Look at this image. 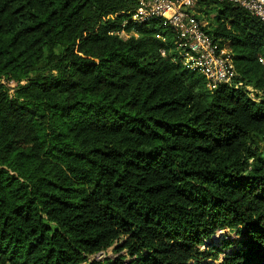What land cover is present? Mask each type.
<instances>
[{"label": "trees", "instance_id": "trees-1", "mask_svg": "<svg viewBox=\"0 0 264 264\" xmlns=\"http://www.w3.org/2000/svg\"><path fill=\"white\" fill-rule=\"evenodd\" d=\"M197 5L231 83L135 0H0V264H264V24Z\"/></svg>", "mask_w": 264, "mask_h": 264}, {"label": "built area", "instance_id": "built-area-1", "mask_svg": "<svg viewBox=\"0 0 264 264\" xmlns=\"http://www.w3.org/2000/svg\"><path fill=\"white\" fill-rule=\"evenodd\" d=\"M198 0H135L136 7L130 19L144 22L160 18L177 36V47L185 52V65L197 70L206 79L209 88L231 83L235 68L231 50L226 43L214 40L203 27L204 20L196 18L193 10ZM234 3L258 17L264 24V0H215ZM164 54V51H160ZM259 61L264 64V59ZM239 85V84H238Z\"/></svg>", "mask_w": 264, "mask_h": 264}, {"label": "rangeland", "instance_id": "rangeland-1", "mask_svg": "<svg viewBox=\"0 0 264 264\" xmlns=\"http://www.w3.org/2000/svg\"><path fill=\"white\" fill-rule=\"evenodd\" d=\"M216 9L215 8H211V14H215L216 13ZM196 13H197V11H196ZM198 14V13H197ZM204 13H202V12H200V15H203ZM227 236V237H226ZM229 238V239H232V238H238L234 233H228V232H226V230H222V231H219L218 232V234H217V236H214L211 240H210V243H217L218 241H219V239L220 238ZM202 249H203V247H202ZM107 252H108V254L110 255V256H112L113 254H112V249L110 248V249H108L107 250ZM101 255H100V257H103V255L104 254H102V253H100ZM220 262H221V254H219V258L218 259H216V260H213L212 262H211V264H220Z\"/></svg>", "mask_w": 264, "mask_h": 264}, {"label": "crops", "instance_id": "crops-1", "mask_svg": "<svg viewBox=\"0 0 264 264\" xmlns=\"http://www.w3.org/2000/svg\"><path fill=\"white\" fill-rule=\"evenodd\" d=\"M200 8H201V12L204 13L201 16H202L204 22H206V24L210 21L211 18H213L217 14V12L214 15L211 14L212 13L211 12L212 6H210V5H203V6H201V5H197V3H196V6L194 7L193 10L195 12L197 11V13L200 14V12H198Z\"/></svg>", "mask_w": 264, "mask_h": 264}, {"label": "water", "instance_id": "water-1", "mask_svg": "<svg viewBox=\"0 0 264 264\" xmlns=\"http://www.w3.org/2000/svg\"><path fill=\"white\" fill-rule=\"evenodd\" d=\"M110 249V248H109Z\"/></svg>", "mask_w": 264, "mask_h": 264}]
</instances>
